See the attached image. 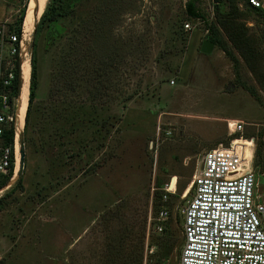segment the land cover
I'll use <instances>...</instances> for the list:
<instances>
[{
	"label": "rangeland",
	"instance_id": "obj_1",
	"mask_svg": "<svg viewBox=\"0 0 264 264\" xmlns=\"http://www.w3.org/2000/svg\"><path fill=\"white\" fill-rule=\"evenodd\" d=\"M191 1L76 0L57 38L41 32L23 182L0 203V264H177L185 192L219 146L249 153L253 142L264 194V62L236 73L219 47L204 54L218 4L195 0V20ZM25 7L27 17L31 0H0V20ZM245 22L264 55L263 17Z\"/></svg>",
	"mask_w": 264,
	"mask_h": 264
},
{
	"label": "built area",
	"instance_id": "obj_2",
	"mask_svg": "<svg viewBox=\"0 0 264 264\" xmlns=\"http://www.w3.org/2000/svg\"><path fill=\"white\" fill-rule=\"evenodd\" d=\"M247 1L264 11V0ZM14 24L0 20V198L17 177L27 116L26 111L21 128L22 91L26 70L30 77L32 72V43L23 51V27L18 33ZM185 27L192 29L190 24ZM243 124L229 127L243 133ZM10 131L13 142L8 145ZM252 147L253 142L248 153L235 144L219 146L204 154L190 184L192 199L182 211L183 244L177 264H264V194L253 168ZM169 218V211L162 208L153 219L157 231H164ZM151 225L152 217L149 229Z\"/></svg>",
	"mask_w": 264,
	"mask_h": 264
},
{
	"label": "trees",
	"instance_id": "obj_3",
	"mask_svg": "<svg viewBox=\"0 0 264 264\" xmlns=\"http://www.w3.org/2000/svg\"><path fill=\"white\" fill-rule=\"evenodd\" d=\"M76 0H48L44 13L39 21L36 37L32 43V73L30 82V94H29V106L26 116L25 129L29 124V118L31 115L33 104L35 103L38 95L39 80H38V58H37V40L41 32L45 29H49L48 40L51 37L57 38L59 33V24L61 19L66 15H70L75 10ZM244 8L241 9L239 0H215L218 4L216 9V21L209 26V40L214 42L215 46L219 47L225 55L233 62L236 73H239L241 64L250 70L253 74L262 73L264 55L263 49L259 39L254 35H249V28L245 21L249 20V15L263 17L264 11L256 8H252L247 0H242ZM227 3L229 10L227 12H221L219 5ZM27 8L21 11L20 17L15 22L13 27L18 33L21 32ZM186 14L190 19L204 18L203 14L196 6V1H191L187 4ZM71 65L70 67H73ZM72 71V70H71ZM99 76H103L99 69L97 70ZM7 144L13 142V131L7 134ZM13 174V172H12ZM9 179V178H8ZM7 180L4 181L6 183ZM23 182L22 175L17 179L13 188L6 191L0 198V203L10 197L13 192L21 187Z\"/></svg>",
	"mask_w": 264,
	"mask_h": 264
},
{
	"label": "bare ground",
	"instance_id": "obj_4",
	"mask_svg": "<svg viewBox=\"0 0 264 264\" xmlns=\"http://www.w3.org/2000/svg\"><path fill=\"white\" fill-rule=\"evenodd\" d=\"M48 0H39L38 1V5L35 9V2L34 0H31V8H30V12L28 13L26 20H25V24L23 27V37H22V48L23 51H26L28 48V45L31 41V34L32 32H34V27L38 24L41 16L44 13V9L46 8ZM29 93H30V73H29V69L26 70L25 73V86L23 88L22 91V109L20 112V126L21 128H23L24 126V117L26 114V111L28 109L29 106ZM18 160L20 161V157L18 158ZM19 172V162H18V168H17V173ZM191 188L187 189V191L185 192L184 197L188 195V193L190 192Z\"/></svg>",
	"mask_w": 264,
	"mask_h": 264
},
{
	"label": "water",
	"instance_id": "obj_5",
	"mask_svg": "<svg viewBox=\"0 0 264 264\" xmlns=\"http://www.w3.org/2000/svg\"><path fill=\"white\" fill-rule=\"evenodd\" d=\"M39 0H34L35 2V9L38 5ZM42 17V16H41ZM41 19V18H40ZM40 21V20H39ZM39 23V22H38ZM38 24L36 25L34 32H33V39L35 40L36 37V30H37ZM33 40V42H34ZM215 48L214 42L211 41H205L202 46V52L204 54H211ZM20 164H19V172L17 173V178H19L21 175H23L24 167H25V160H26V149H25V140H24V134L21 135L20 139Z\"/></svg>",
	"mask_w": 264,
	"mask_h": 264
}]
</instances>
